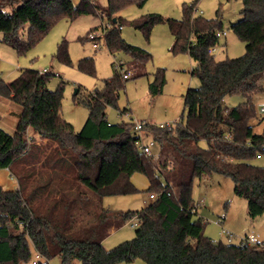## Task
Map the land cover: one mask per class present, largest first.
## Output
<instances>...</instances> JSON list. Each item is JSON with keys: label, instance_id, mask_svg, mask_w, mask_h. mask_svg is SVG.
I'll list each match as a JSON object with an SVG mask.
<instances>
[{"label": "trees", "instance_id": "trees-1", "mask_svg": "<svg viewBox=\"0 0 264 264\" xmlns=\"http://www.w3.org/2000/svg\"><path fill=\"white\" fill-rule=\"evenodd\" d=\"M147 2L108 0L105 16L112 27L104 29L105 45L111 53L130 55L132 69L123 72L120 64L102 90L84 95L80 102L89 116L80 132L62 116L61 89H48L52 74L23 69L12 82L0 81V98L22 107L14 134L0 127V170L8 169L19 186L10 191L0 186V264L32 262V247L44 259L36 264L55 258L60 264H264V243H216L206 236L193 199L195 180L224 175L232 179L235 195L247 200L249 218L264 215V166L253 163L264 154V131L255 134L252 125L264 123L252 101L264 92V0H242V19L231 30L245 44V54L235 59L215 60L210 51L224 33L222 22L196 17L195 4L184 6L182 20L148 14L131 23L149 39L156 25L167 22L170 52L187 54L200 82L184 95L185 123L168 129L142 122L139 133L136 121L110 123L107 109L119 108L129 77L147 75L152 54L128 44L119 29L124 20L115 17ZM87 14H100L92 0H0L2 42L24 54L60 19ZM26 27L27 41L21 38ZM58 57L70 63L66 42ZM131 70L137 72L128 76ZM152 77L149 92L155 98L163 92L166 70L157 69ZM232 95L246 101L228 107L225 98ZM29 128L47 143L32 147ZM144 136L160 146L157 159L138 149ZM136 174L147 177L146 192L156 198L136 212L105 208L106 196L138 192L132 183ZM134 218L139 219L135 237L107 250L103 243L111 232Z\"/></svg>", "mask_w": 264, "mask_h": 264}, {"label": "rangeland", "instance_id": "rangeland-1", "mask_svg": "<svg viewBox=\"0 0 264 264\" xmlns=\"http://www.w3.org/2000/svg\"><path fill=\"white\" fill-rule=\"evenodd\" d=\"M100 7V14H87L74 19L62 18L53 25L50 31L26 53L19 54L16 50L5 45L3 34L0 32V81L12 82L20 75L23 69H33L41 74H52L48 81V89L57 91L61 89L63 95L62 116L71 123L77 132H80L86 123L89 110L80 102L84 95L95 90H102L105 81L115 75L116 69L120 71L122 64L123 72L132 69V58L124 51L111 53L104 42V29L111 24L105 16L108 7V0H92ZM78 4L80 0H72ZM195 4L194 14L205 20H212L219 17L222 22V35L219 44L214 51L216 61H223L227 58H240L245 54V44L232 32L231 25L242 19V0H148L143 7L130 6L119 12L115 17L124 20L121 29L122 38L130 45L142 48L153 56V61L145 67L147 75L129 77L124 88L120 91L118 107H109L107 117L112 124L130 123L132 121L144 122L158 126L171 123L173 127L185 123L186 112L184 111V95L189 89L198 88L200 82L196 77L191 76L195 64L187 54H181L185 58L184 66L190 71L179 72L170 70L168 64H174L177 57L170 53L173 44V36L168 23L156 25L150 38L136 29L131 23L139 20L148 14L161 15L165 20H182L183 8L185 5ZM11 11L10 8L4 9ZM112 25V24H111ZM97 34L96 40L89 38L90 34ZM25 41L29 39V27H26L21 34ZM67 43L70 63L67 64L59 59L58 50L64 43ZM97 44V48L94 44ZM166 70V81L171 83L172 90L162 92L153 98L149 92V84L152 82V75L157 69ZM185 70V69H183ZM175 73L180 79H167V73ZM131 70L128 76L135 74ZM181 75V76H180ZM184 82L185 92L178 91V84ZM81 89L78 94V101L75 100V91ZM246 99L238 95L227 96L225 104L228 107H237ZM256 106L258 117H263L261 109L264 108V92L258 93L252 98ZM22 107L6 99L0 98V127L8 134H14L20 119ZM128 109L126 114L123 113ZM255 134H262L264 123L253 120ZM28 135L32 137L34 132L29 128ZM150 137L144 136L143 142L150 143ZM202 142V146H205ZM34 147V143H31ZM161 153L160 146L152 148V156L157 159ZM257 166H264V154L253 161ZM13 180H15L13 178ZM132 183L138 192L128 195H110L103 199V206L117 212H136L144 209L152 200L149 188V181L141 174L134 175ZM8 189L7 186L4 187ZM193 199L197 206V216L206 224L205 235L219 243L226 242L222 234L223 229L235 234L239 238L233 244H239L241 239L250 236L251 229H247L248 202L238 197L234 192V183L230 177L214 174L210 178L195 180L193 187ZM204 201L200 203V201ZM131 221L104 241V247L111 250L118 245L130 241L135 237L136 228L131 226ZM243 232V233H241ZM50 264H60L59 258L51 260ZM131 264H146L142 260H136Z\"/></svg>", "mask_w": 264, "mask_h": 264}, {"label": "crops", "instance_id": "crops-1", "mask_svg": "<svg viewBox=\"0 0 264 264\" xmlns=\"http://www.w3.org/2000/svg\"><path fill=\"white\" fill-rule=\"evenodd\" d=\"M171 53V52H170ZM172 54V53H171ZM181 55V54H180ZM180 55H174L175 57H177L176 59L174 58L173 60H175V63L172 65L171 63L170 64H168L167 66H168V68L170 69V70H173V69H175V71L178 69V70H180L179 72H185V73H187V72H189L190 71V68L188 67V66H184V64L183 65H181V63H185V65H186V60H185V58H182ZM190 58V57H189ZM190 60H191V58H190ZM153 61V58H152V60L150 61V62H152ZM183 69H185V70H183ZM190 74H191V71H190ZM181 76V75H180ZM191 76H192V74H191ZM153 78V77H152ZM167 79L168 80H171V79H180V78H178L177 77V75L175 74V73H173L172 71H171V73H167ZM182 83V82H181ZM171 83L168 81H166V84H165V86H164V89H163V91L164 92H168V90H172V88H171ZM178 91L181 93V92H185L186 90V86H185V84H184V82L182 83V84H178ZM21 113H22V109H21V112H20V116H21ZM111 123V122H110ZM18 125V124H17ZM16 129H17V127H16ZM33 130V129H32ZM16 131V130H15ZM34 132V131H33ZM15 133V132H14ZM28 137L29 138H33L34 139V144H37V145H42V144H45V143H47V140H42V139H40L38 136H36L35 135V133H34V135L32 136V137H30V135H28ZM133 179H134V176L132 177V181H133ZM0 186L1 187H5V186H7L8 187V189L7 190H17L18 188H19V186H18V182L16 181V179L15 180H13V176H12V174L10 173V171L8 170V169H3V170H0ZM5 189V188H4ZM248 222V228L247 229H251L249 232H251V235L250 236H247V235H245V237H247V238H254V239H256V242L257 243H264V215H262V216H260V217H258V218H256V219H254V220H251V219H249V221H247ZM116 232V230H113L112 232H111V234L112 233H115ZM241 233H243V232H241ZM234 236H235V238H234V240H233V242L236 240V239H238L239 237L238 236H236L235 234H233ZM110 236V235H109ZM210 237V236H209ZM240 239V238H239ZM243 239H241L240 240V242H239V244L241 243V241H242ZM222 241V240H221ZM232 242V243H233ZM226 243V242H225ZM228 243V242H227ZM104 244V243H103ZM32 247V246H31ZM32 249V262H30V263H28V264H36L37 263V261H44V259L43 258H41L39 255H38V253L35 251V249L32 247L31 248ZM75 264H79V263H75Z\"/></svg>", "mask_w": 264, "mask_h": 264}, {"label": "built area", "instance_id": "built-area-1", "mask_svg": "<svg viewBox=\"0 0 264 264\" xmlns=\"http://www.w3.org/2000/svg\"><path fill=\"white\" fill-rule=\"evenodd\" d=\"M107 27L109 29L112 26H111V24H109ZM119 29L121 30L122 27H119ZM89 38L91 40H95L96 38H98V36H97V34L92 33V34L89 35ZM94 47H96V48L98 47L96 43L94 44ZM214 51H215V48L212 49L210 52L213 53ZM261 112L264 113V108L261 109ZM158 126L160 128H168V129L174 128L171 123L160 124ZM143 129H144V124L142 122L136 121L135 130L137 132H139V133H143ZM137 144H138V149L140 151H142L144 154L150 156V155H152V148L156 145V141L153 140V139H150V143L149 144H145L143 142V138H142ZM150 198H151V200H154L156 197L154 195H150ZM203 202H204L203 200L200 201V203H203ZM131 223H132L131 226L133 228H136L139 225V219L138 218H134V219H132ZM222 234L225 236V238H226L228 243H232L233 242L235 236L232 233H230L229 231L223 229ZM245 243L256 244L257 242H256V239H254V238H247V239H243L240 244H245Z\"/></svg>", "mask_w": 264, "mask_h": 264}, {"label": "water", "instance_id": "water-1", "mask_svg": "<svg viewBox=\"0 0 264 264\" xmlns=\"http://www.w3.org/2000/svg\"><path fill=\"white\" fill-rule=\"evenodd\" d=\"M114 22H116V20H114ZM77 93H78V90H77V91H75V95H77Z\"/></svg>", "mask_w": 264, "mask_h": 264}]
</instances>
